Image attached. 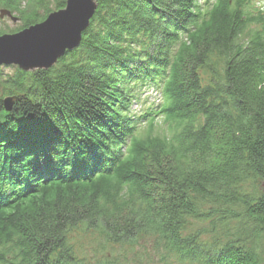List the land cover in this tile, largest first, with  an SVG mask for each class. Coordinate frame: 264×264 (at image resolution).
Wrapping results in <instances>:
<instances>
[{
  "label": "trees",
  "instance_id": "trees-1",
  "mask_svg": "<svg viewBox=\"0 0 264 264\" xmlns=\"http://www.w3.org/2000/svg\"><path fill=\"white\" fill-rule=\"evenodd\" d=\"M95 1L75 49L2 80L0 264H144L89 262L69 238L80 225L108 244L153 238L159 264H264V190L246 188L264 183V6ZM62 7L0 0L10 32ZM143 89L157 102L131 114ZM194 219L243 227L201 239Z\"/></svg>",
  "mask_w": 264,
  "mask_h": 264
},
{
  "label": "water",
  "instance_id": "water-1",
  "mask_svg": "<svg viewBox=\"0 0 264 264\" xmlns=\"http://www.w3.org/2000/svg\"><path fill=\"white\" fill-rule=\"evenodd\" d=\"M95 8V0H65L64 7L51 11L41 21L0 34V66L14 65L26 73L50 69L79 45ZM4 16L18 21L8 10L0 9V18ZM13 100L2 99L5 111H10Z\"/></svg>",
  "mask_w": 264,
  "mask_h": 264
},
{
  "label": "rangeland",
  "instance_id": "rangeland-1",
  "mask_svg": "<svg viewBox=\"0 0 264 264\" xmlns=\"http://www.w3.org/2000/svg\"><path fill=\"white\" fill-rule=\"evenodd\" d=\"M48 4V7L50 10H53V5L55 1L57 0H45ZM65 1V0H63ZM256 7H262L264 6V0H253ZM13 15V14H12ZM21 25V23L18 21L12 22L9 18L3 17L0 18V32L3 33H10V31H14L18 29V27ZM17 70V67L14 65H8V66H0V99L6 97H13L12 94L10 95L7 90L4 89L2 85V80H7V78L10 75H13V73ZM137 97V100L131 102L130 105V112L138 113L140 110H144L146 107L149 106L151 103L157 102V95L152 89H143L142 91L138 90L135 94ZM156 123H161L160 117L157 116L155 118ZM142 122H140V125ZM139 125V126H140ZM144 124L142 125V127ZM165 126L158 125V130H156V133L159 132L161 129H165ZM247 189L254 188L259 190H264V183H256L255 185H249L246 187ZM213 223V222H212ZM227 226L225 227L226 231L222 230L219 226H213L211 225V222L208 220H200V219H194L190 220L187 225L185 226V233H191L198 230H204L208 231V235L205 234L201 237V239L205 238H212L213 235H215L216 238H219V241H223L226 237L224 233H233L235 230L242 228L243 224H237L234 221H228ZM214 230V231H212ZM210 231L212 232L210 234ZM239 233V231H238ZM213 234V235H212ZM214 237V238H215ZM69 238L71 239L72 246L77 251L78 255L84 256L86 260H88L91 263H98L103 260L104 255H115L116 258L120 260L127 261L129 263H138L142 262L144 264H159L160 257L163 254V251L160 249L162 248L160 245L155 246L154 239L153 238H136L133 243L131 244H108L104 241V239L101 236H98L97 232L90 231L86 229L83 226H77L75 229H73L70 234ZM264 246V238L262 239ZM262 246V248H264ZM263 253L264 258V250L261 251Z\"/></svg>",
  "mask_w": 264,
  "mask_h": 264
}]
</instances>
